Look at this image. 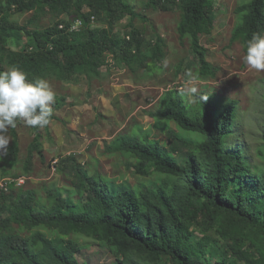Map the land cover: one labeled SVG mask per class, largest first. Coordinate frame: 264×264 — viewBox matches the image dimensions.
<instances>
[{
	"label": "trees",
	"instance_id": "trees-1",
	"mask_svg": "<svg viewBox=\"0 0 264 264\" xmlns=\"http://www.w3.org/2000/svg\"><path fill=\"white\" fill-rule=\"evenodd\" d=\"M40 3L57 17L53 23L28 29L12 22L15 13L39 11ZM168 3L182 10L178 31L190 39L196 77L215 75L201 43L202 34L214 26L213 0H148L147 5L157 9ZM237 13L232 41H242L246 52L253 34H264V0H249ZM125 14L130 30L116 35L113 27ZM138 15L126 0H0V72L18 66L29 80L100 76L109 54L133 69L151 67L164 60L165 42L160 35L155 42L147 40L133 22ZM77 18L81 29H71ZM95 19L98 27L92 25ZM10 37L16 47L8 43ZM62 100L55 102L57 108ZM150 113L169 140L123 133L110 146L120 142L131 159L127 166L150 177L143 184L150 202L139 204L133 183L111 185L105 176L91 174L75 154L64 156L60 170L74 175V185L91 208L75 213L77 204L60 192L52 191V206L41 202L36 189L2 193L3 188L0 264H89L77 257L80 236L105 242L115 255L111 264H264V165L252 163L237 140L239 100L221 102L205 90L190 100L171 88ZM57 118L52 108L49 124ZM20 122L11 128L15 156ZM31 128L36 134L26 171L34 152L44 154L41 128Z\"/></svg>",
	"mask_w": 264,
	"mask_h": 264
},
{
	"label": "rangeland",
	"instance_id": "rangeland-1",
	"mask_svg": "<svg viewBox=\"0 0 264 264\" xmlns=\"http://www.w3.org/2000/svg\"><path fill=\"white\" fill-rule=\"evenodd\" d=\"M126 1L140 14L133 22L142 29L147 40L154 41L159 35L163 37L166 51L164 60L152 62L151 67L136 66L133 69L119 63L109 54L108 63L102 68L100 76L78 75L67 81L56 76L46 78L55 93V102L60 96L65 98L60 107L57 108L55 102L51 106L55 111H60V118L53 120L49 127L41 128L44 154L34 152L29 171L25 170L28 148L36 131L22 121L17 125L19 152L15 156L11 151L13 134L11 128L7 130L10 144L7 152L0 154V183L8 186V193L36 189L41 202L53 206L52 191L60 192L63 196L70 195L77 204L75 213L87 211L91 205L74 185V175H65L60 170L64 163L62 158L75 154L91 174L105 176L111 185L128 186L133 183L139 204L146 206L150 199L144 192L143 184L149 183L150 177L140 176L134 167L127 166L126 163L131 162V159L120 142L115 143L113 148L110 146L116 141L117 135L123 133L138 134L140 138L150 133L162 141L169 140L167 131L157 127L150 112L159 106L160 97L171 88H179L190 100L202 90L221 102L238 99L240 124L237 140L246 148L252 163L264 165V71L250 69L243 61L246 53L243 42L232 41L239 16L237 8L249 0H213V29L211 33L201 36V43L207 49V58L216 69V74L207 79L196 77L199 68L190 39L180 37L178 24L182 10L179 6L168 3L155 9L147 5L148 0ZM40 6L39 11L15 13L12 22L28 29L53 23L57 17L42 3ZM64 17L72 19L75 16L66 14ZM80 20L75 19L71 29H81L83 22ZM130 22L129 15L121 16L113 27L114 33L120 36L127 34ZM98 23L95 19L92 25L98 27ZM23 34V40H26L24 31ZM8 43L16 47L14 37H10ZM117 88L121 94L114 102L109 93ZM81 94L92 98L87 110L85 106L88 104L82 102ZM105 103L113 108L112 114L102 113ZM58 132H64L63 141L75 148L70 153L61 149L62 146L57 142ZM16 172L25 177L23 182L13 180L12 174ZM13 182L15 185L12 189ZM24 234H29V230ZM78 239L82 245L77 252L80 261L89 264H111L115 261V255L105 242L87 236Z\"/></svg>",
	"mask_w": 264,
	"mask_h": 264
},
{
	"label": "clouds",
	"instance_id": "clouds-1",
	"mask_svg": "<svg viewBox=\"0 0 264 264\" xmlns=\"http://www.w3.org/2000/svg\"><path fill=\"white\" fill-rule=\"evenodd\" d=\"M243 61L250 69L264 71V34H253ZM54 102L55 93L47 80H29L18 66L0 72V154L7 152L10 140L6 133L16 127L17 120L28 127L44 128L50 122Z\"/></svg>",
	"mask_w": 264,
	"mask_h": 264
},
{
	"label": "crops",
	"instance_id": "crops-1",
	"mask_svg": "<svg viewBox=\"0 0 264 264\" xmlns=\"http://www.w3.org/2000/svg\"><path fill=\"white\" fill-rule=\"evenodd\" d=\"M101 74H102V72H101ZM83 91H84V88H83V90L81 91V93H83ZM121 94V91H119V89L117 88L116 89V91L115 90H113V93H109V96L110 97H112V101H116V100H118L119 99V95ZM94 96H96V95H94ZM97 96H99L100 97V95H98L97 94ZM81 99H82V102H85V104H88V105H86L85 106V110H87L88 109V106L90 105V100L92 99L90 96H85V97H83V94H81ZM105 105L106 106H103V109H102V113L104 114V115H106V114H112L111 113V111L113 112V108L110 106V105H108V104H106L105 103ZM65 106H66V104H65ZM107 108L109 109L108 111H107ZM57 110V109H56ZM60 111H56V114H57V116L60 118ZM113 115H115V113L113 114ZM59 118H57V119H59ZM66 118H69V116H67ZM57 119H55V120H57ZM70 119V118H69ZM51 122H53V120L51 121ZM51 124V123H50ZM49 127V126H48ZM82 135L84 134V132H80ZM64 132H62L61 134H59V132L57 133V135H58V138H57V142L59 143V145L60 146H62V148L61 149H63L64 151H66L67 153H70L71 152V150H73V149H75L73 146H67L66 145V143H65V141H63L64 140ZM118 136V135H117ZM117 138V137H116ZM46 148V147H45ZM73 148V149H72Z\"/></svg>",
	"mask_w": 264,
	"mask_h": 264
},
{
	"label": "built area",
	"instance_id": "built-area-1",
	"mask_svg": "<svg viewBox=\"0 0 264 264\" xmlns=\"http://www.w3.org/2000/svg\"><path fill=\"white\" fill-rule=\"evenodd\" d=\"M81 22H82V20H80ZM63 26V25H62ZM21 177V176H20ZM17 178H19V177H17ZM17 178H13V180L15 181ZM20 183V182H19ZM5 189V190H7L8 189V186L6 185V184H4V183H0V191L2 190V189Z\"/></svg>",
	"mask_w": 264,
	"mask_h": 264
},
{
	"label": "bare ground",
	"instance_id": "bare-ground-1",
	"mask_svg": "<svg viewBox=\"0 0 264 264\" xmlns=\"http://www.w3.org/2000/svg\"><path fill=\"white\" fill-rule=\"evenodd\" d=\"M21 176V175H20ZM14 178H17L16 176H14ZM25 180V177L24 176H21V177H19V178H17L16 179V181H18V182H23ZM21 185H23V184H21ZM8 190H4V191H2L3 193L4 192H7ZM1 193V192H0Z\"/></svg>",
	"mask_w": 264,
	"mask_h": 264
}]
</instances>
